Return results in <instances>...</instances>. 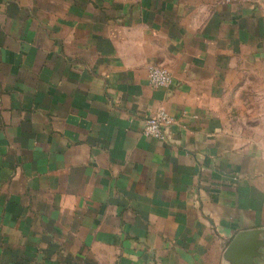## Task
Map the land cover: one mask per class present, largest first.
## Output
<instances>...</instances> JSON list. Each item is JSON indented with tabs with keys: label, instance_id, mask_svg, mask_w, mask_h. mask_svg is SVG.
Segmentation results:
<instances>
[{
	"label": "crops",
	"instance_id": "1",
	"mask_svg": "<svg viewBox=\"0 0 264 264\" xmlns=\"http://www.w3.org/2000/svg\"><path fill=\"white\" fill-rule=\"evenodd\" d=\"M253 231L264 0H0V264H228Z\"/></svg>",
	"mask_w": 264,
	"mask_h": 264
},
{
	"label": "built area",
	"instance_id": "2",
	"mask_svg": "<svg viewBox=\"0 0 264 264\" xmlns=\"http://www.w3.org/2000/svg\"><path fill=\"white\" fill-rule=\"evenodd\" d=\"M227 2L242 1L246 3H256L259 0H226ZM148 83L155 89H168L172 85V76L170 72L161 66H150L148 68ZM174 124V119L163 109L157 110L154 114L144 120L142 130L143 136L163 142L165 132Z\"/></svg>",
	"mask_w": 264,
	"mask_h": 264
},
{
	"label": "water",
	"instance_id": "3",
	"mask_svg": "<svg viewBox=\"0 0 264 264\" xmlns=\"http://www.w3.org/2000/svg\"><path fill=\"white\" fill-rule=\"evenodd\" d=\"M257 232L238 233L227 247L223 259L228 264H256L262 260L264 241H258ZM257 259V260H256Z\"/></svg>",
	"mask_w": 264,
	"mask_h": 264
}]
</instances>
